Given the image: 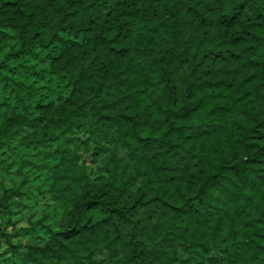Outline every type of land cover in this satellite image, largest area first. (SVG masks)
I'll return each instance as SVG.
<instances>
[{"label":"trees","instance_id":"trees-1","mask_svg":"<svg viewBox=\"0 0 264 264\" xmlns=\"http://www.w3.org/2000/svg\"><path fill=\"white\" fill-rule=\"evenodd\" d=\"M15 147L40 183L4 175ZM209 180L199 218L111 220ZM213 242L264 264V0H0V264H204Z\"/></svg>","mask_w":264,"mask_h":264},{"label":"clouds","instance_id":"clouds-1","mask_svg":"<svg viewBox=\"0 0 264 264\" xmlns=\"http://www.w3.org/2000/svg\"><path fill=\"white\" fill-rule=\"evenodd\" d=\"M173 2H176V0H173ZM221 183H223L222 180ZM218 194H219V186L213 180H209L207 184H204L196 191L190 193V195L195 196L196 199L188 200L187 204H185L180 209V213H174L172 209H170L168 206H166L163 203V201H154L151 199H149V202L147 204H144L143 206L137 205L135 208L128 205L126 203V200L118 201L116 204L108 205L107 207L108 210L112 213L111 220H114L117 224H120L122 227H126L130 221L141 219V217L144 216L145 214L147 215L155 214L162 217L184 214L189 217L199 218V216L197 215L198 210L202 212L205 208H207L208 204L213 202L214 198ZM145 196H147V193H145ZM185 199H187V197H185ZM149 235L151 236V238H149ZM149 235L137 234L136 236L137 240L143 241L140 247L143 248L145 252L153 248L156 243V236L153 234H149ZM208 247L209 250L207 251V253L201 254L202 256L205 257L204 264H213V261L207 260L208 256L213 257L216 264H227V260H219V257L225 254L219 252L218 246L215 244V242L210 244ZM58 258L59 256L57 257V259ZM37 259H40V257H37ZM49 264H53V262H49ZM153 264H156V262L154 261Z\"/></svg>","mask_w":264,"mask_h":264},{"label":"rangeland","instance_id":"rangeland-1","mask_svg":"<svg viewBox=\"0 0 264 264\" xmlns=\"http://www.w3.org/2000/svg\"><path fill=\"white\" fill-rule=\"evenodd\" d=\"M40 57H43L42 55ZM36 58V62H40L39 66L35 71H38L39 77L42 78L39 81V84L44 87L45 91H50L53 88H56V81L54 78H48V74L44 72L46 69V64L42 62L41 58ZM32 63V62H31ZM44 70V71H43ZM36 78L38 76H35ZM32 79V78H31ZM15 150L11 151L9 148L2 152L1 157H11L10 159V168L5 170L3 173L9 179V182L13 185H24L25 182L30 184H38L43 179L44 171L37 167L41 163V158L38 155V150L33 148H28L21 150L19 147H15ZM4 151V150H3ZM40 173V174H39ZM24 183V184H23Z\"/></svg>","mask_w":264,"mask_h":264}]
</instances>
